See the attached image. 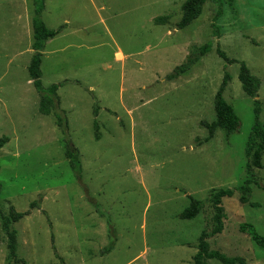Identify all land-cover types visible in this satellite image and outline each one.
<instances>
[{
  "label": "rangeland",
  "instance_id": "rangeland-1",
  "mask_svg": "<svg viewBox=\"0 0 264 264\" xmlns=\"http://www.w3.org/2000/svg\"><path fill=\"white\" fill-rule=\"evenodd\" d=\"M44 1L46 26L67 27L41 52L42 84L61 85L60 107L82 174L78 179L70 166L55 117L40 113L29 77L35 0H0V138L9 139L0 151V197L19 212L41 198L39 209L13 225L18 257L28 264H193L212 215L211 191L235 189L248 177L255 99L239 80L242 63L261 83L264 123V0L225 4L219 40L212 37L211 1L182 30L176 24L187 0ZM211 41L212 51L187 75L166 80L191 47ZM218 46L233 63L219 57ZM225 73L231 76L225 98L240 128L229 137L217 130L205 143L201 122L215 120ZM262 163L254 172L263 185L264 153ZM251 188V203L259 206L241 204L239 192L223 199L225 231L209 245L264 264V250L239 232L251 223L264 236V190ZM188 196L205 207L196 219L182 220ZM113 234L118 242L103 256ZM6 257L0 221V264H8Z\"/></svg>",
  "mask_w": 264,
  "mask_h": 264
},
{
  "label": "trees",
  "instance_id": "trees-1",
  "mask_svg": "<svg viewBox=\"0 0 264 264\" xmlns=\"http://www.w3.org/2000/svg\"><path fill=\"white\" fill-rule=\"evenodd\" d=\"M211 1L216 6V12L214 16L213 28V39L221 37L220 28L218 22L223 18L225 14L224 5L233 4L235 0H187L182 5V17L176 24V28L179 30L185 29L193 21L198 19L203 12L204 6L207 2ZM34 16H33V33L34 42L33 50L34 55L28 73L33 86L37 90L40 102L39 111L45 116L53 115L56 119L58 128L66 136V157L69 160L72 170L75 172L78 179L82 174V162L80 151L75 147L68 136L69 121L60 107V100L58 96V90L61 87L60 84L51 85L45 88L42 84V51L44 50L46 43L49 40L56 38L62 33L67 27L63 25L58 29H50L46 26L43 21L42 13L45 8L44 0H35L34 3ZM214 41L207 42L201 47H191L190 53L186 60L178 67L174 69L172 73L166 76L168 81H176L179 78L187 75L193 67H195L202 60L203 57L207 56L213 49ZM217 54L220 58L224 59L228 63L234 61L228 59L225 52L217 48ZM239 80L242 84V88L245 94L253 99L254 101V126L246 144V171L247 179L243 185L235 189H213L210 193L208 204L211 207L212 215L208 222L207 227L201 233L198 244L197 253L193 257V264H209V260H217L221 264H247V261L243 257H228L218 250H211L209 240L216 236L224 233L225 222L227 219L226 211L223 207V199L231 198L236 193H240L239 201L241 204H249L251 207H258L257 203H251L252 188L251 185H255L260 189L264 190V184L257 178L254 170L262 169V156L264 153V123L261 121L262 103L257 100L258 92L261 87L259 79L251 74L250 70L245 63H242L239 71ZM231 82V76L229 73H225L222 85L220 86L215 99H214V112L215 120L213 122H201L203 127L207 130L208 136L204 142L208 143L214 139L216 131L222 130L226 137H229L233 133L237 132L240 128V119L234 109V107L225 98V92ZM99 108L95 106L94 114L95 117L98 115ZM95 127L98 130V122L95 120ZM96 139L99 140V135L96 134ZM9 142L7 137L0 138V151ZM0 196H1V185H0ZM189 205L180 214L182 220H193L196 219L204 211V203L201 200L196 199L193 196H188ZM41 204V198L39 201H34L30 204L29 210L25 212H19L13 205H3V201L0 197V221L1 228L6 234L7 239V257L6 262L8 264H28L25 260L20 259L17 254L18 249V237L17 231L13 228V225L23 220L25 217L31 214L34 209H39ZM46 216L47 213L43 212ZM47 221L50 224V219L47 217ZM51 226V224H50ZM239 232L249 236L252 241L260 250H264V236L260 235L255 226L251 223H242L239 226ZM118 240L115 234L110 237V242L102 250V255H107L112 252L115 248ZM55 256L57 257V251L53 246Z\"/></svg>",
  "mask_w": 264,
  "mask_h": 264
}]
</instances>
